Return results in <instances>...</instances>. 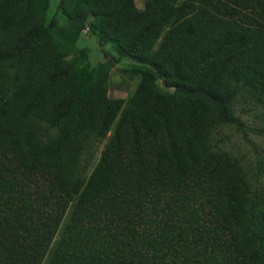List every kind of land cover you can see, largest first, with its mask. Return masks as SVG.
Returning <instances> with one entry per match:
<instances>
[{
    "label": "trees",
    "instance_id": "1",
    "mask_svg": "<svg viewBox=\"0 0 264 264\" xmlns=\"http://www.w3.org/2000/svg\"><path fill=\"white\" fill-rule=\"evenodd\" d=\"M136 1L61 0L58 27L0 0V264H264V198L214 141L264 110V0ZM51 29L97 34L136 92L35 46Z\"/></svg>",
    "mask_w": 264,
    "mask_h": 264
},
{
    "label": "rangeland",
    "instance_id": "2",
    "mask_svg": "<svg viewBox=\"0 0 264 264\" xmlns=\"http://www.w3.org/2000/svg\"><path fill=\"white\" fill-rule=\"evenodd\" d=\"M60 1L36 0L47 10L46 25L51 24L54 18L58 27L68 25L67 18L58 10ZM136 2L142 7L141 0ZM91 21L92 19L88 24ZM60 34L59 31L51 29L35 46L42 45L47 49L56 44L67 61L77 58L76 72L85 71L89 66L87 73L91 79L98 76L100 69H108V92L114 100H125L136 92L141 77L132 73L135 69L133 63L125 57L121 62H115V58L119 57L118 53L110 45H101L97 34L86 35L85 30L82 39L75 44L66 41ZM242 120L243 128H223L220 133H216L214 141L223 152H230L244 161L252 178L255 194L264 198V110L259 108L257 112L243 114ZM106 143L107 140L96 143L89 159L90 169L98 162Z\"/></svg>",
    "mask_w": 264,
    "mask_h": 264
}]
</instances>
